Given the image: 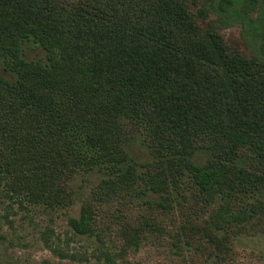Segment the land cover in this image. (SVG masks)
I'll use <instances>...</instances> for the list:
<instances>
[{
    "label": "trees",
    "instance_id": "1",
    "mask_svg": "<svg viewBox=\"0 0 264 264\" xmlns=\"http://www.w3.org/2000/svg\"><path fill=\"white\" fill-rule=\"evenodd\" d=\"M241 1L220 0L219 11ZM201 2L0 0V177L8 194L60 207L80 170H102L97 205L86 200L70 221L75 233L93 235L97 210L126 200L141 207L147 190L160 196L162 212L183 183L205 202L264 192V63L202 29ZM29 44L45 59L27 60ZM134 140L152 158L142 176L129 155ZM258 212L252 205L238 216ZM196 230L222 245L208 227L190 224L186 236Z\"/></svg>",
    "mask_w": 264,
    "mask_h": 264
},
{
    "label": "rangeland",
    "instance_id": "2",
    "mask_svg": "<svg viewBox=\"0 0 264 264\" xmlns=\"http://www.w3.org/2000/svg\"><path fill=\"white\" fill-rule=\"evenodd\" d=\"M219 2L202 0L200 8L207 14L198 20L200 27L213 29L231 48L264 63V0H242L226 14L219 11ZM25 56L41 61L46 54L29 44ZM129 155L141 176L148 171L143 164L152 158L143 142L134 140ZM104 178L102 170H80L70 181L71 201L50 208L9 195L0 177V264H264V205H259L264 204V192L219 195L205 202L183 183L171 191L172 208L162 212L157 208L160 196L147 190L141 207L126 200L106 206L104 213L97 210L93 235H79L70 221L80 217L86 200L97 205L92 193ZM252 205L259 209L254 218L238 216ZM218 221L224 226L219 228ZM190 224L208 227L222 245L202 230L186 236ZM133 236L139 245L126 239Z\"/></svg>",
    "mask_w": 264,
    "mask_h": 264
}]
</instances>
